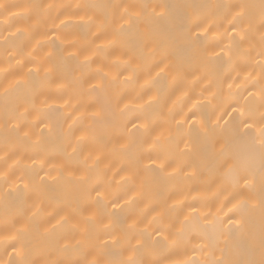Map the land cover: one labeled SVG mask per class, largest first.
<instances>
[{"label":"bare ground","instance_id":"6f19581e","mask_svg":"<svg viewBox=\"0 0 264 264\" xmlns=\"http://www.w3.org/2000/svg\"><path fill=\"white\" fill-rule=\"evenodd\" d=\"M0 5V264L264 261V0Z\"/></svg>","mask_w":264,"mask_h":264},{"label":"snow or ice","instance_id":"6c2138e0","mask_svg":"<svg viewBox=\"0 0 264 264\" xmlns=\"http://www.w3.org/2000/svg\"><path fill=\"white\" fill-rule=\"evenodd\" d=\"M0 7H2V5H0ZM262 136H264V130H262ZM261 147L262 149H264V140H262ZM97 195H100V193H98ZM113 207L115 208L116 205L113 204ZM129 264H133V262L129 261ZM261 264H264V261H261Z\"/></svg>","mask_w":264,"mask_h":264}]
</instances>
